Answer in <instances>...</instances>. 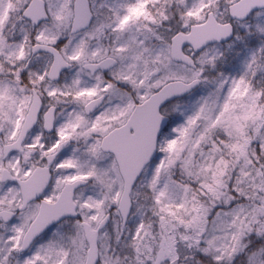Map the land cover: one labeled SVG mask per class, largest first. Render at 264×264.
Listing matches in <instances>:
<instances>
[{
	"label": "snow or ice",
	"instance_id": "snow-or-ice-1",
	"mask_svg": "<svg viewBox=\"0 0 264 264\" xmlns=\"http://www.w3.org/2000/svg\"><path fill=\"white\" fill-rule=\"evenodd\" d=\"M0 264H264V0H0Z\"/></svg>",
	"mask_w": 264,
	"mask_h": 264
}]
</instances>
